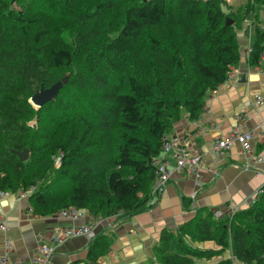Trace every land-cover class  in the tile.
Wrapping results in <instances>:
<instances>
[{
	"label": "trees",
	"instance_id": "16d2710c",
	"mask_svg": "<svg viewBox=\"0 0 264 264\" xmlns=\"http://www.w3.org/2000/svg\"><path fill=\"white\" fill-rule=\"evenodd\" d=\"M80 2L0 0V191L32 187L37 215L77 207L117 215L114 226L153 205V161L164 137L181 118L197 119L228 78L240 60L237 32L264 0L238 12L225 0H98L93 9ZM255 32L250 65L264 51V31ZM64 71L58 95L35 107L30 96ZM24 148L22 161L14 151ZM262 189L230 218L197 208L176 230L162 229L153 264H192L224 251L231 256L215 264H264ZM105 232L88 241L89 264L109 249L113 235Z\"/></svg>",
	"mask_w": 264,
	"mask_h": 264
},
{
	"label": "crops",
	"instance_id": "0c3cea01",
	"mask_svg": "<svg viewBox=\"0 0 264 264\" xmlns=\"http://www.w3.org/2000/svg\"><path fill=\"white\" fill-rule=\"evenodd\" d=\"M225 2L238 12L250 0ZM253 15V23L246 20L237 32L240 60L232 66L228 78L209 93L197 119L183 117L175 122L171 132L182 134L189 149L202 153L204 162L198 174L175 172L156 194L149 209L114 226L106 222L98 224L96 232L106 231L113 235L109 249L98 257V264H153V248L162 229L176 230L194 216L197 208L212 212L220 209L223 212L221 218L226 219L232 211L250 206L255 191L263 187L264 101L258 105L254 103V97L264 94V58L258 65H250L246 47L256 40V25L264 31V6H255ZM233 128L253 133L252 155L245 154L239 144L224 155L213 150L214 140ZM163 157L173 167L171 153ZM86 219L87 216L75 221L55 215L41 216L32 212L29 199L18 201L12 195L0 198V222L6 224L5 230L0 228V254L5 241L9 240L12 257L28 261L39 238L50 242L55 229L83 223ZM190 243L203 249L218 248L213 241L190 240ZM87 244L88 240L83 236L67 239L56 247L48 264H89ZM228 256L229 252L224 251L210 258L196 257L192 264H215Z\"/></svg>",
	"mask_w": 264,
	"mask_h": 264
},
{
	"label": "built area",
	"instance_id": "2783aa9c",
	"mask_svg": "<svg viewBox=\"0 0 264 264\" xmlns=\"http://www.w3.org/2000/svg\"><path fill=\"white\" fill-rule=\"evenodd\" d=\"M251 50L252 45L248 44L246 47L247 56L249 55ZM262 58H264V51L261 54V59ZM263 101L264 94L255 95L254 103L260 105ZM252 139L253 133L251 131H241L237 128H233L226 135H223L214 140L213 150L217 154L224 155L235 144H239L241 150L249 156L252 155L254 151V147L251 144ZM166 153H171V156L174 159L173 167H170L163 157ZM257 159L259 160V157ZM153 162L155 165V178L152 187L153 196L150 200V203H154L156 194L162 190V188L175 172L185 171L187 173L198 174L204 160L201 152L189 149L188 144L186 143V139L182 134L170 133L164 137L161 146V152ZM32 190V187L22 190L19 189L16 192L3 190L0 191V198L12 195L18 201H20L28 199V195L32 192ZM262 191V187L255 191L253 197L251 198V204L255 201V199ZM234 212L236 211H232L227 218H230ZM222 214L223 212L220 209H216L213 211V215L218 219L222 217ZM54 215L59 218H70L74 221L84 216H87V219L83 223L70 224L55 229L50 242H45L42 240V238H39L34 253L28 259V261H23L22 259L12 257L11 242L9 240H6L5 248L0 254V264H48L50 258L56 251V247L64 243L67 239L83 236L89 241L97 233L96 227L98 224L106 222L110 225L111 221L117 216H93L88 214L86 210L77 207H68L61 209ZM0 228L2 230L6 229V224L4 221L0 222ZM229 255L231 256V254Z\"/></svg>",
	"mask_w": 264,
	"mask_h": 264
},
{
	"label": "water",
	"instance_id": "95a60500",
	"mask_svg": "<svg viewBox=\"0 0 264 264\" xmlns=\"http://www.w3.org/2000/svg\"><path fill=\"white\" fill-rule=\"evenodd\" d=\"M222 10L225 13L229 12V9L226 7V5L222 4L221 5ZM225 22L227 24L232 23V19H230L229 17H226ZM68 80V75L65 74L63 77H61L60 79L56 80L55 82H53L51 85H49L48 87H43L40 86L39 89H37L31 96H30V102L36 106V107H40L42 106L44 103L54 99L60 89L62 88V86L67 82ZM17 156L19 157L20 160H26L28 158V149L24 148L22 151H14Z\"/></svg>",
	"mask_w": 264,
	"mask_h": 264
},
{
	"label": "rangeland",
	"instance_id": "374dc122",
	"mask_svg": "<svg viewBox=\"0 0 264 264\" xmlns=\"http://www.w3.org/2000/svg\"><path fill=\"white\" fill-rule=\"evenodd\" d=\"M88 3V7H89V9H93V7H94V5H96L97 4V2H98V0H90L89 2L87 1V0H82V2H80L79 4L80 5H82V4H84V3ZM92 3V4H91ZM91 4V5H90ZM110 15H107L106 17H109ZM106 20H107V18H106ZM89 29V28H88ZM93 47V46H92ZM82 72H84V71H82ZM87 72V71H86ZM63 74L65 75V74H67L68 75V73L66 72V71H64L63 72ZM63 75V76H64ZM62 76V77H63ZM71 90H69V91H67L68 93H71L70 92ZM74 91V93H79L78 91H75V90H72V92ZM66 92V93H67ZM36 107V106H35ZM32 123V122H31ZM31 123H29V124H31ZM59 156L57 155L55 158H54V162H53V165H55V166H57V165H59V158H58Z\"/></svg>",
	"mask_w": 264,
	"mask_h": 264
}]
</instances>
